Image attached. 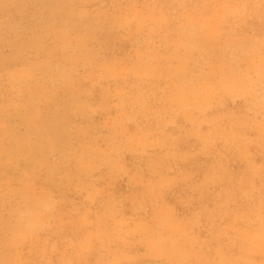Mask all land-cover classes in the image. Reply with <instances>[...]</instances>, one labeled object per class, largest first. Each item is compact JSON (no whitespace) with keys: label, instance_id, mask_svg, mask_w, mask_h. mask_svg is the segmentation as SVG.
<instances>
[{"label":"rangeland","instance_id":"obj_1","mask_svg":"<svg viewBox=\"0 0 264 264\" xmlns=\"http://www.w3.org/2000/svg\"><path fill=\"white\" fill-rule=\"evenodd\" d=\"M0 264H264V0H0Z\"/></svg>","mask_w":264,"mask_h":264}]
</instances>
